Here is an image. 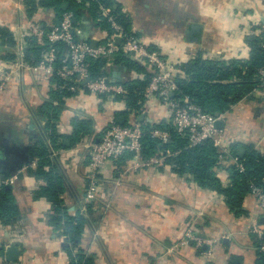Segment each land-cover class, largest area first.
I'll return each mask as SVG.
<instances>
[{"label": "crops", "instance_id": "crops-1", "mask_svg": "<svg viewBox=\"0 0 264 264\" xmlns=\"http://www.w3.org/2000/svg\"><path fill=\"white\" fill-rule=\"evenodd\" d=\"M114 1L130 17L134 37L179 65L198 55L226 61L248 58L246 40L254 37L252 27L264 22V0ZM79 16L76 22L84 39L91 43L106 36L88 7ZM57 18L53 8L38 7L29 15L23 0H0V29H7L16 44L9 47L0 38V83L9 77L0 90V176H16L11 188L20 210L11 224L0 222V264H69L64 238L48 225L51 204L35 198L45 181L31 173L37 169V160L30 152L40 141L59 167L68 210L81 212L87 219L80 248L95 256V264H255V236L257 230L264 231V212L257 199L248 194L244 214L235 215L222 195L199 188L190 175H177L168 165L138 168L130 158L117 167L107 163L99 175V192L91 204L94 210H87L83 200L88 184L86 146L101 137L115 112L126 108L115 97L76 92L66 100L57 123L62 136L58 143L68 148L56 149L50 143L46 119L38 109L57 87L24 63L29 64L25 60L31 43L29 25L38 23L46 30ZM139 64L149 71L146 64ZM122 67L112 69L111 80ZM126 68L121 85L139 78ZM144 109L137 121L143 114L142 122L171 123L167 106L157 98L147 101ZM76 116L92 119L94 132L70 147ZM134 119L135 115L130 116L129 124ZM222 130L229 145H240L244 153V146L264 153V94L255 90L233 106L223 116ZM229 164L215 168L225 186L229 185ZM189 230L216 243L206 248L197 247L195 241L186 244Z\"/></svg>", "mask_w": 264, "mask_h": 264}, {"label": "trees", "instance_id": "trees-1", "mask_svg": "<svg viewBox=\"0 0 264 264\" xmlns=\"http://www.w3.org/2000/svg\"><path fill=\"white\" fill-rule=\"evenodd\" d=\"M28 8L29 15L37 11L38 7L46 9L53 8L58 18L56 23L65 12H73L79 19L80 10L85 7L78 4L76 0H23ZM89 2L88 11L94 21L99 20L100 6H105L113 10L117 17V22L121 24L125 31H131V19L122 12L121 7L114 0H83ZM68 3L66 11L62 10V5ZM78 23L74 27L78 28ZM260 26V25H259ZM259 26H253L256 30ZM100 30L112 33L110 24L102 19L98 23ZM0 38L3 44L14 47L16 44L12 34L7 29H0ZM249 46V56L246 59L233 58L230 60L204 59L198 55L194 59L179 65L176 74L178 91L174 99L188 98L189 101L200 107L203 111L211 114L224 116L233 106L244 98L250 96L256 89L258 81V71L264 67V46L263 40L254 36L253 39L246 40ZM41 49L36 41L31 38L30 48L26 53V62L36 65L40 59ZM108 59L92 60L90 62V77L93 80L102 77L110 78L112 69L124 65L128 69L135 71L139 78L131 82L122 84L125 92L115 95V101H123L125 110L114 113L117 122L119 117L126 119L122 126H139L142 130V159H150L158 153L164 156V165L171 167L173 173L192 177L195 184L201 188L210 190L225 198L228 209L235 215L244 214L243 202L248 194H251L252 185L264 190V153L256 150L252 146H244L243 157L238 156L240 145H230L232 155L239 158L244 170L240 171L232 163L227 166L229 172V185L225 186L215 173L219 159L216 148L211 140L203 141L196 146H190L189 135H180L171 123H148L138 122L137 117L144 110L145 89L148 86L152 74L139 63L118 53L114 62L108 66ZM52 83L58 85L56 91H52L50 99L39 109L38 114L46 119V129L49 133L50 143L56 149L68 148L63 143H58L57 123L65 107L66 100L76 95L61 87L66 81L54 77ZM106 98L105 95H100ZM135 115V121L129 124L130 116ZM118 123V122H117ZM223 124V122H222ZM73 133L69 137L72 141L71 146L76 145L86 135L94 132L93 121L89 118L76 116L72 120ZM222 128V127H221ZM154 129L166 130L170 134L168 143H162L158 138L152 136ZM30 155L33 160H37V169L33 173L37 178L45 181V186L36 192L35 198H44L51 204V213L48 219L54 231L60 233L64 238V251L66 252L69 264H95V256L88 254L80 248L82 236L84 234L87 219L81 212H71L63 199L65 194L64 180L58 165L51 159V152L42 142H38L31 150ZM133 158L128 154L116 163L117 166L126 159ZM88 211H92L93 206L86 205ZM20 216L19 207L16 205L15 197L11 186L0 189V222L3 225L11 224ZM257 248V259L255 264H264V235L255 236Z\"/></svg>", "mask_w": 264, "mask_h": 264}, {"label": "built area", "instance_id": "built-area-1", "mask_svg": "<svg viewBox=\"0 0 264 264\" xmlns=\"http://www.w3.org/2000/svg\"><path fill=\"white\" fill-rule=\"evenodd\" d=\"M97 1V0H92ZM78 4L88 7L89 2L76 0ZM100 19L96 25L104 19L110 24L112 33L106 32L104 38H94L97 42L93 48L89 41L82 40L79 36L81 30L74 27V13L65 12L58 23L48 29H43L38 23L29 25V37L36 41L41 49V59L36 65H24L33 73L42 74L51 81L54 77L66 81L61 87L71 92H84L95 95L115 97L125 92L121 84L114 83L111 78L102 77L93 80L90 77V62L98 59H108L107 65L114 62L118 53L137 62L148 66L152 74L151 80L145 89V103L152 98H157L166 105L170 113L171 124L180 135H189L190 146H196L203 141L211 140L218 153L219 164L230 162L244 170L238 157H234L230 145L225 142L222 128L217 127V122H223V116L203 111L200 107L192 104L188 98L174 99L178 91L176 74L179 64L165 58L156 50L149 49L139 39L117 22L111 8L100 6ZM260 28L251 31V35L258 36L263 40L264 46V22L259 24ZM120 40L118 45L117 41ZM9 77H3L0 90L5 86ZM256 91L264 94V67L260 68L257 77ZM54 86L58 87L56 83ZM145 109L143 110L144 113ZM152 136L158 138L162 143H168L170 134L166 130L154 129ZM142 130L139 126H122L113 118L109 120L102 130L101 137L86 146L88 150L87 165V189L84 195V203L91 202L97 198L99 192V175L104 166L111 162L116 163L128 154L133 155L136 167L161 166L164 164V156L158 153L150 159H142ZM16 176L4 178L0 176V189L12 186ZM251 194L257 199L264 212V190L252 185ZM259 237L264 235L263 230H257ZM195 241L197 247L212 246L215 240L202 239L195 236L192 230L187 233L184 243Z\"/></svg>", "mask_w": 264, "mask_h": 264}, {"label": "water", "instance_id": "water-1", "mask_svg": "<svg viewBox=\"0 0 264 264\" xmlns=\"http://www.w3.org/2000/svg\"><path fill=\"white\" fill-rule=\"evenodd\" d=\"M62 10L63 11H66L67 10V8H68V3H64L63 5H62ZM74 23H76V19H74ZM196 30H197V32L199 31V29L198 28H196ZM195 33V32H194ZM82 40H86V39H84V37H83V35H81V36H79ZM253 37H250V39H252ZM117 43H118V45L120 44V40H118L117 41ZM91 44V46L93 47V48H96V46H97V44H96V42H91L90 43ZM127 71V68L124 66V67H122V71H121V73L122 72H126ZM121 73L119 72V71H114L113 72V75H112V77H113V82L114 83H116V84H121V83H123V80L121 79ZM216 115V117H219L220 115L219 114H215ZM146 119V117L142 114V115H140L139 116V118H138V121L139 122H142V121H144ZM147 121H149V122H151L149 119H147ZM117 122L119 123V124H123L124 122H125V118L124 117H119L118 119H117ZM217 127L218 128H221L222 127V122H220V121H218L217 122ZM66 144H68V142L66 141ZM243 154H244V150L243 149H240L239 151H238V156H240V157H243ZM2 177V179H4L5 178V176H1ZM205 248L207 247V246H204ZM12 251V250H11Z\"/></svg>", "mask_w": 264, "mask_h": 264}, {"label": "rangeland", "instance_id": "rangeland-1", "mask_svg": "<svg viewBox=\"0 0 264 264\" xmlns=\"http://www.w3.org/2000/svg\"><path fill=\"white\" fill-rule=\"evenodd\" d=\"M259 26V25H258ZM261 27V26H260ZM260 27H258V29L260 28ZM84 200V199H83ZM96 200V199H95ZM95 200H93V201H91V202H86V203H88V205H91ZM85 202V201H84ZM86 205V204H85Z\"/></svg>", "mask_w": 264, "mask_h": 264}]
</instances>
